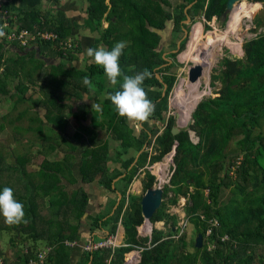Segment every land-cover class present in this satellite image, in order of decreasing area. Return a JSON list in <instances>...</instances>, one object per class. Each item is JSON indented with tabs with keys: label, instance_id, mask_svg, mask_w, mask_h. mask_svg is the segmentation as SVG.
Here are the masks:
<instances>
[{
	"label": "trees",
	"instance_id": "1",
	"mask_svg": "<svg viewBox=\"0 0 264 264\" xmlns=\"http://www.w3.org/2000/svg\"><path fill=\"white\" fill-rule=\"evenodd\" d=\"M106 1L88 0L87 24L97 32L92 51L95 53L99 46H103L113 60L112 71L107 65L99 63L84 70L69 67V61L75 57L74 51L79 52L81 48L77 45L74 51L63 50L60 41L73 37L76 44L73 25L60 11L59 15L52 16L43 13L40 8L43 0H6L3 4V9L9 12L5 17L18 29L54 31L59 34L60 41L41 42L26 49L0 42V59L6 58V71L4 77L0 78V96L17 95V103H23L26 92L30 90L25 81L37 84L42 98L29 99L35 106L44 107L46 120L63 131L62 128L66 126L70 130V117L64 113V109L70 105L64 103L81 98L83 93L95 91L96 87L92 84H95L97 75L112 76L117 82L114 89L101 84L98 86L97 95L107 94L99 115L107 119L106 131L119 143L118 159L123 158L121 152L131 150L134 154L123 160L117 171L110 173L105 162H101L108 157L110 145L97 139L95 129L98 125H95L89 129L92 133L90 145L82 152L78 171L84 183L93 182L103 172L98 183L107 193L115 196L105 215L89 216L91 232L105 229L110 235H115L121 225L125 231L124 242L115 250L82 251L76 264H124L127 254L126 263L136 259L137 264L139 254L133 251L141 254L139 264H254L263 257L260 252H264V30L261 29L264 20L257 22L253 30L257 34L255 38L233 50L242 57L225 55L220 61V71L211 76V86L216 87L220 82L221 87L215 92L216 97L204 98L194 110V123L190 129L195 132L199 142L193 143L187 130H182L177 136L172 135V128L176 124L173 116L168 118L162 132L160 128L150 125L147 119L164 121V110L168 108L169 97L177 81L172 69L177 65L176 57L184 50L188 39L182 40L184 29L190 31L191 25L201 17L205 20L206 30L200 25L196 26L188 50L181 55L182 60H188L193 52L199 55L204 49L213 47L215 31L210 23L215 18L221 20L228 0H184L177 6L180 9L178 13L168 10L172 8L170 0H110L109 4ZM255 3L264 6V1ZM191 4L192 7L186 12ZM188 16L191 24H184ZM1 19L0 24L3 23ZM103 21L109 23L108 28H103ZM166 22H172L173 31L183 36L178 39L182 40L178 52H175L178 40L172 41L169 47H160L162 36L158 31L167 28ZM259 29L262 31L257 33ZM40 56L43 59H39ZM46 58L60 62L51 66L57 78L37 83L38 74L44 71L48 63L44 60ZM29 63L33 66L28 67ZM60 74L65 76L64 79L61 77L63 80L58 78ZM157 75H160V79ZM16 76L21 81L16 87L17 93L11 95L10 78ZM206 79H201L192 87L187 85L174 104L177 106L184 99L183 93L185 97L191 88L203 90V87H207L208 75ZM185 82L186 79L182 78L176 90H181ZM203 94L205 97L209 93L203 91ZM29 111L30 107L21 113L20 118ZM132 111L142 119L143 127L138 135L128 123ZM35 113L37 115L30 118V123L42 124L38 112ZM75 118L77 122L79 116ZM40 124L27 130H36L49 143V150H55L53 136H45ZM79 124L77 126L80 127L82 124ZM46 128L50 133H57L52 127ZM238 131L241 133L236 138ZM70 136L77 140L84 137L77 130L72 131ZM66 137L62 136L61 141L70 150L76 151L77 147ZM55 141L61 144L57 139ZM231 141L236 142L233 149H230ZM176 143L172 176L168 184L164 185L166 179L159 182L164 190L163 202L151 219L153 224L163 222L165 229L154 228L151 237L140 236L138 229L144 223L142 196L158 180L148 166L169 155ZM144 147L146 149L134 164L137 154ZM5 165L12 172L4 174V178L0 177V196L16 197L17 215H12L10 226L16 227V236L20 235L22 239L27 237L26 240L32 243L15 260L17 263H8L4 259L6 264H21L36 256L41 251L37 245L40 241L53 248L45 264H72L74 249L65 242L80 240L79 229L89 204L84 190L68 192L64 183V180L70 184L78 181L73 172L75 157L67 154L60 161L45 160L41 164L42 188L32 185L36 173L26 175V159L22 157L15 166H10L0 147V173H3L2 167ZM143 170L147 172V179L143 181L144 194L129 193L130 186ZM157 170L161 171V165L157 166ZM124 174L121 179L123 188H113V180ZM9 178H17V184L24 183L25 187L30 185V194L19 196L10 187V182L8 184ZM35 190L39 191V195L51 196L48 208L42 210V205L38 202L35 204L32 196ZM225 190L230 191L226 201ZM53 191L54 195L51 194ZM117 191L123 197L111 215L118 200ZM181 197L187 200L186 217L195 229L196 238L200 234L204 236L202 249H196L195 240V250H189L184 240L186 236L180 235L178 215L169 212ZM46 213L50 215L47 217ZM213 219L218 220L219 226L213 227L212 234L207 237V231L211 228L209 220ZM72 221L76 224H72ZM147 225L148 228L146 223L141 228L145 235L152 230V224L148 222ZM4 229L13 231L9 225L3 226ZM224 236H228L229 240L222 242ZM19 241L14 238L11 243L18 246ZM209 244L214 245L212 250L208 249Z\"/></svg>",
	"mask_w": 264,
	"mask_h": 264
},
{
	"label": "rangeland",
	"instance_id": "2",
	"mask_svg": "<svg viewBox=\"0 0 264 264\" xmlns=\"http://www.w3.org/2000/svg\"><path fill=\"white\" fill-rule=\"evenodd\" d=\"M55 1L56 0H54L52 2L54 3ZM256 1H264V0H242L241 3L236 7V10H235L236 13H234V14H236V20L235 21H232L231 15H230L231 18L229 17V20L226 23L221 22V21H217V19L215 18L213 20V22L210 23V25L212 26V30L215 31V43H214L213 47H211L210 49H204L201 52V54H199V55H195L193 52L190 55V57L188 58V60H182L181 55L188 50L189 43L191 41L192 32L195 29V27L200 25L201 27H203V30H206L205 20L203 17H201V19H198V21L196 23L191 25V28H190V31H189V34L187 37L188 39L186 42V46L184 47V50L179 52V54L177 55V57H176L177 65L172 69V73L176 75L177 81H176L174 89H173V91L169 97L168 108L166 109V111L164 110V121L148 120V121L152 122L149 124H151L152 126H155L156 128H160V130L162 132L165 129V124L168 121V118L173 116L175 118V121H176L175 126L178 124L181 131L187 130L188 132H190L191 134L189 133V135H190V138H191L193 143L199 142V139L196 136V134L192 133L194 131H192L190 129V126L194 123L193 122L190 124L192 114L204 98L216 97L215 92H217L220 89L221 84H220V82H218L216 87H212L211 86V76L218 73V71H220L221 59L225 55H237L239 57H242L241 54L233 53V50L238 46H243L246 41L251 40V39L256 37L257 34L253 30L256 28L257 22L260 19L264 20V6H262L263 4H256L255 3ZM50 3L51 2L49 1L47 3H44V5H42L43 6L42 10L44 11L43 13H45V11H49L48 8L50 6L49 5ZM178 3H179V0H173V4H172L173 8H169L168 10L172 13H178L180 10L176 6ZM48 13L51 16L57 15V14L59 15V11H51L50 10ZM188 24H191V22H189ZM261 29L264 30V27H262ZM261 29H259L257 33L262 31ZM203 30H201V32H203ZM165 31H166V33H165L164 39L162 40V43H161V45L163 47H165V46L169 47V44L172 41H176L179 38L184 36V35L182 36V34L174 32L173 28H169ZM179 42H180V40H178V44H179ZM197 46H198V44H197ZM39 59H43V58H39ZM110 59H112V58L110 57ZM98 61H99V64H105L108 67H110V69H109L110 71L113 70V69H111L112 68L111 62H113V60L107 61L106 57H102ZM56 63H57V61L54 62L53 60H49V62L46 63L47 65H46V68L44 69V71H42L38 74L39 76H38L37 83L40 81H43L44 79L53 80L54 78L55 79L57 78L55 76L56 73H55L54 69H52V67H51L52 65H54ZM171 63H172V61L170 60V64ZM193 64H203L206 69L210 67V70L207 71V73H208L207 75L209 77L207 87H203L204 89L201 88L203 90H200L202 92V94H203V91L207 92L209 94L206 95L205 97H203L202 100L197 104V106L192 111L191 115L189 116L187 124L180 125L178 122V119H176L177 107L174 104V102H175L176 98L181 96L183 89H185V87L188 85V71ZM31 66H33V64L29 63L28 67H31ZM28 67L25 66V69H28ZM62 74L59 75V77H58L59 79H61V77H63V79L65 78V76ZM46 77H48V78H46ZM182 78H185L186 82H185L184 86L181 88V90H176V88H177V86H178V84ZM63 79H61V80H63ZM20 81H21V78L19 76H16L14 78L13 77L10 78L9 89L12 91L11 95L17 93L16 87L19 85ZM25 83H27V85L29 86V89H30L25 94V100H24L25 102L17 103V100H18L17 95H13V97L9 96V95L8 96H2V95L0 96V126H3L0 129V147L3 149V151H7L6 154L5 153H3V154L6 156V159H7L10 166H15L17 161H20L22 157L24 159H26L27 166H39L43 162L42 160L44 159L42 156V154H44V153H42V151H45L44 148L48 145V143L45 144V142L43 143V142H41V140L38 141V139H37L38 133L36 130H34V131L33 130H27L29 127H35L36 126V124L30 123V120H31L30 118L32 116H36L37 113H35V112L39 110V107L35 106L33 104V101L29 98H32L33 100H38L39 98H42V95H41L40 89L37 86V84H32L30 81H25ZM100 84L103 86H106V88H108V89H110L111 87L114 89V88H116L115 87L116 86V79L113 78L112 76L97 75V77H95V84L94 83L92 84L93 87H96V88H94L95 91L98 90V86ZM194 85H196V83H194ZM182 96L184 98V93ZM64 104H66V103H64ZM67 105H69V104H67ZM28 107L31 108V111H29V113L27 115H24L23 117L20 118L21 113L25 112V110L28 109ZM75 108H74V105H73L72 109H69V107H67L66 109H64V113L67 114V116L71 117L72 112H74L73 110H75ZM91 115L94 117V120H95L93 122V124L98 125L99 128L104 127V129H106L105 125L107 123V119L101 118V116L99 115V112L96 110L91 111ZM132 116H131V118H132ZM131 124H133V119L131 121ZM71 125H73V123H71ZM43 128H44L43 133L45 136H48L50 134L54 137V139H58V140L60 138H62L63 134L67 133L70 136L72 131L75 132V130H77V129H75L76 127H74V129H72V130H68V127L66 126L65 128H62L64 131L63 132V131H60L58 128L55 129V127H54V129L57 130L58 133H56L54 131L52 133H50V130H48L45 126ZM135 128H137V127H135ZM79 130L81 131V132H79L80 134L84 133V135L86 136V140H87L89 134L90 135L92 134L91 131L88 132L89 134L87 133L88 127L85 129L80 128ZM100 133H101V135L104 134L101 131H100ZM240 133H241V131H238L237 133H235L236 138H238V136H239L238 134H240ZM110 140H112V139H110ZM68 141H70V139ZM74 141H76V140H74ZM74 141H70V142L74 146H76V147L78 146L77 147L78 151L76 150L77 151L76 152L77 158H75V166H77L76 167V170H77L76 174H77L79 179H82V177L78 171L79 165L81 163V157L80 156H81L82 152L84 151L85 147L86 146L89 147V145H87L88 144L87 142H84V138L81 139V141H82L81 143L77 142V141L75 143ZM60 142H62V141H60ZM112 143H113L112 141H109L108 144L111 145ZM235 146H236V142L231 141L230 149L235 148ZM67 148H68V145L66 143L61 144V148H60L61 150H66ZM121 153H122V157H126V156H131L130 154L132 153V151L130 150L128 152H121ZM22 154H23V156H22ZM57 155L60 157L58 158L56 156V159H62L64 152H61V155H59V154H57ZM118 158H119V156H118V151H117L113 154L109 153L106 160H101V162L102 163L105 162L107 169L110 171L111 167L114 163L121 162L120 160H118ZM173 158H174L173 154L170 153V155H167L161 161L149 164V166H148L149 171L152 173V175H154V176L156 175L157 176V177L155 176L156 178H161L162 176L166 177V183H164V185L168 184L170 179H171L172 169L174 166ZM135 161H136V159H135ZM168 162H169V165L166 168V171H164L165 173L158 171V170H157L156 174L153 173V166L155 164H157V163H158V165L161 164V168H162L163 165L165 163L167 164ZM7 166L5 165L2 167L3 173H0V177L4 178V176H5L4 174L12 172L11 171L12 169H10ZM27 170H28V172L30 171V169H28V168H27ZM101 174H103V172L99 173L98 175H101ZM145 179H147V172H145L143 170L140 172V174L137 176V178L133 182V185H134L133 190L135 192H137L138 195L144 194L143 193V181ZM17 180H18L17 178H16V180H15V178H9L8 184L10 182V184H9L10 187H12V189L15 192H17V194L19 196L24 195V193L27 190H28V195H29L30 194V188H32V187L29 185L28 189L24 190L25 189L24 183L21 185L17 184ZM122 183L123 182L120 179V181H118V183H116L117 184L116 187H121ZM36 184H37V182H36ZM135 186H137V188ZM154 187L160 188L158 180H157V183L155 184ZM207 193L208 192L206 191V194ZM229 195H230V191L225 190L224 201H226L228 199ZM32 196H35L37 198L36 203L39 199L41 201L46 200V199H48V200L51 199V196L46 197L44 194L39 195V191H37V190H35V192L32 194ZM52 198H53V196H52ZM186 202H187V200L184 197H181L178 204L176 206L171 207L169 212L172 214L178 215L179 220H180L179 226L181 228L180 235L184 234L186 236V237H184V240L188 243L189 250L193 251V249L195 250L193 242L196 240V236H195L196 232H195V229L193 228V226L190 223H188V221L186 220V218H187L186 212H185ZM15 203H16V197H14V196H7V197L0 196V230H2L3 226L7 227L8 225L10 228L12 227V230H13V231H11V229L10 230L4 229L0 232V255L4 259H6L7 262L9 261L8 260V258H9L10 260L13 259L12 262L14 261L15 263H17L15 260H17V258L19 256H21L23 252H26V250L32 245V243L30 240H26L27 237H26V239H22V238H20V235L16 236L18 233L16 227H14L12 225L10 226L12 215L13 216L17 215V212H15ZM42 206H44V209L47 207L46 204H44ZM109 210H110V208H109ZM84 217H85V215L82 218H84ZM82 225L86 226L85 223ZM144 225L145 224L143 223L139 227L138 232H139L140 236L150 237L149 235L152 233L145 235L141 231V228ZM146 227L148 228V225ZM154 228L165 229L162 222H158V223L153 224L152 230ZM152 230H151V232H152ZM120 237H123L122 233H121ZM14 238L20 239L18 246H14L11 243V240ZM122 243L123 242L121 241L119 245L121 246ZM37 245H38L39 250H43V249H45L46 242L40 241L37 243ZM191 245H192V247H191ZM73 248H76V247H73ZM82 251H83V249L81 251H79V249H77L76 253L74 252V254L72 256V260H71L72 264H76L80 260V256H81L80 252H82ZM136 252L139 254V260H140V252L139 251H136ZM260 254H263V257L260 259L258 258V260L254 264H264V252H260ZM9 262H11V261H9ZM125 262H126V256H125ZM135 263H136V259L133 260V264H135ZM137 264H139V262Z\"/></svg>",
	"mask_w": 264,
	"mask_h": 264
},
{
	"label": "crops",
	"instance_id": "3",
	"mask_svg": "<svg viewBox=\"0 0 264 264\" xmlns=\"http://www.w3.org/2000/svg\"><path fill=\"white\" fill-rule=\"evenodd\" d=\"M49 1L51 2L49 4L50 6L48 8L49 11L50 10L51 11H60V12L64 13L65 16L71 21V23L73 25V34H74L73 36H74V39L76 41V45H78L81 48L79 52H76V50L74 51L75 52L74 53L75 57L72 58L69 61V63H68L70 68H75L76 70H84L90 65L99 63L98 60H100L102 57H106L107 61L108 60H112L107 55V53L105 51V48L103 46H99L95 53L92 51V47L95 44V41H96V38H97V32H94L93 28L91 27V25L87 24V17H88L87 8L89 6L88 0H56L54 3L52 2L54 0H43L42 5H44V3H47ZM109 1L110 0H107L106 3L109 4ZM183 1L184 0H179V3L176 6H178ZM170 2H171V4H173V0H170ZM42 5H41L40 8H41V11L44 12L42 10V7H43ZM172 8H173V6H172ZM49 11H45V13H48ZM108 26H109V23L106 22V21H103V28H108ZM171 28H173V24H171ZM160 47L162 48L163 46L161 45ZM41 58H43V57H41ZM44 60L48 61V62H49V60H53L54 62L57 61V60H54L52 58H46ZM59 63L60 62L57 61L56 64H59ZM116 86H117V82H116ZM105 99H106V94L97 95L96 91L91 90L89 92V94L83 93L81 98H79V97L78 98H73V100L71 102H67L66 104L70 105L69 109H72L73 105H74V108L76 107L75 110H73L74 112H72V116L70 117V120H69L70 130H72V129H74V127H76L75 129H77L78 132H81L79 130L80 128H84L85 129V128L88 127V130H87V133H88L89 129L93 128V126L96 125V124H93V122L95 120H94V117L91 115V111H95L96 110L99 113H101L102 107H103V102L105 101ZM26 111H27V109L25 110V112ZM36 112H38V115L43 120L42 124H40V123H38V124L42 125L43 127L44 126L45 127L49 126V127H52V128L55 127L54 125L50 124L46 120V117H45L46 110H45L44 107H39V110L36 111ZM75 116H79V119H77L79 122L78 121L76 122ZM131 116H132V118H131ZM132 119H133V124H131ZM141 120L142 119L137 114V112L132 111V113H131V115L129 117L128 123H129L130 128H132L134 130V133L136 135L139 134L140 130L143 127V124H142ZM148 120H151V119H147V122L152 123V122H150ZM151 121H154V120H151ZM80 122H81L82 125L79 127V125H80L79 123ZM71 123H73V125H71ZM77 123L79 124L78 126H77ZM38 124L36 126H38ZM134 126L137 127V128H135ZM56 128L57 127H55V129ZM100 131L103 132L104 134L101 135ZM95 132L98 134V138H97L98 140H101L104 143H109V141L113 142L110 145V153L111 154L117 152V150L119 148V143L114 141L111 138V135L107 133L106 129H104L102 127L99 128V126H98L95 129ZM57 133H58V131H57ZM63 136L65 137V136H69V135L63 134ZM82 136H84L83 137L84 138V142H87L88 143L87 145H90V141H91L90 140V138H91L90 134H89L87 140H86V136L84 135V133H82ZM70 137L71 136L66 137V138L68 140L70 139V141L77 140L75 138H70ZM42 138L43 137L38 134V136H37L38 141L41 140V142H43V143L45 142V144H46L47 142L44 141ZM110 139H112V140H110ZM55 140L56 139H54V137H53V144L55 145V148H56L55 150L50 151L49 150V143H48V145L44 148L45 151H42V153H44V154L41 153L43 158H44L42 160L43 162L45 160L50 161V162L60 161L67 154L68 155H72L73 157L77 158L76 152L78 150L73 152L72 150L69 149V147L66 150H61L60 149L61 148V144L64 143V142H60L62 140V138H60L59 140L57 139L58 142H60L61 144L56 143ZM74 142L76 143V141H74ZM77 142L81 143L82 141L81 140H77ZM87 147L88 146H86L85 148H87ZM145 149L146 148L144 147L143 151ZM151 150L152 149H150V152H151ZM6 152L7 151H3V153H5V154H6ZM61 152H64V155H63L62 159H56V156L58 158L60 157L57 154L61 155ZM141 152L139 154H137L136 159H137L138 155L141 154ZM133 154H134V151H132V153L130 155L132 156ZM22 156H23V154H22ZM80 157H82V154H81ZM128 157H130V156L123 157L120 161L122 162L123 160L127 159ZM121 162L114 163L112 165V167H111L110 173H113V172L117 171L121 167ZM40 165L39 166H27V167H25V171H26V175H29V174L35 175V173H36V177L33 179L32 185L38 186L39 188H42L44 181H43V178H42V176H43L42 175L43 174L42 171L43 170H42ZM156 166H158V163L155 164V166H153V171L155 172V174L157 173V167ZM76 167L77 166H74L73 172H74L75 176L77 177L78 181L75 184H70L69 182L64 180L65 185H67L66 189H67L68 192H73V190H81V189L84 190L87 193V195H88L89 204H88L87 215H85V217L82 218V224L85 223L86 226L82 225L80 227V229H79L80 240H77V241L74 240V241H76L78 243V246H76V248H73L74 249L73 252H75V253H76L77 249H79V251H81L82 250V246H84L89 241H92V240L99 241V240L107 237L110 234L108 232V230H105V229L96 230L95 232H91V230H90L91 220L89 219V216H91L92 218H95V217H98L100 215H105L107 213V211H109V208H110L109 205L111 204V200L115 199V196L113 194L107 193L105 191V189L103 187H101V185L98 183L100 178L102 177V174L98 175L96 177L95 181L90 182V183H84L82 179L78 178V176L76 174V171H77ZM27 168L30 169L29 172H28ZM124 176H125V174L122 175V176H119L116 179H114L113 188H116V185H117L116 183H118V181H120V179H122ZM157 179H158L159 182H162V181H164L166 179V177L162 176L161 178H157ZM36 182H37V184H36ZM135 187L137 188V186H135ZM120 188H123V185ZM27 189H28V186L25 187L24 190H27ZM133 189H134V185L132 183V185L130 186V189H129V193H131V194L135 193L134 195H138L137 192H135ZM25 194H28V190L24 193V195ZM51 194L54 195L55 191H53ZM119 194H121L120 191H117L116 195H117L118 199H119ZM48 196H50V195H48ZM33 199H34L35 204H37L36 203V199L37 198L34 196ZM51 201L52 200H48V199L41 201L39 199L37 202L40 205L46 204V206L48 208L50 206ZM117 202H118V200H117ZM117 202H116V204H117ZM116 204H115V206L112 209L111 215H113V213H114L113 211L115 210ZM41 209L44 210V206H41ZM46 215L48 217L50 214L46 213ZM186 220H187V218H186ZM71 223L72 224H76L75 221H72ZM162 224L164 225L163 222H162ZM146 226H147V224H146ZM121 233H122L123 237H121V239H120L119 237L121 236ZM116 234L118 235V238L120 239V242L121 241L124 242L125 231H124V228L121 225L118 227V231H117ZM46 246H48V245L46 244ZM81 253L82 252H80V254ZM8 260L12 262L13 259L10 260L8 258Z\"/></svg>",
	"mask_w": 264,
	"mask_h": 264
},
{
	"label": "built area",
	"instance_id": "4",
	"mask_svg": "<svg viewBox=\"0 0 264 264\" xmlns=\"http://www.w3.org/2000/svg\"><path fill=\"white\" fill-rule=\"evenodd\" d=\"M6 0H0V17L3 20V23L0 24V42L15 44L16 47H20L23 49L30 48L36 46L41 42H56L60 41L59 34L54 31L49 30H29V29H18L17 26H14L10 23L8 17V11L3 9V4ZM5 45V44H4ZM61 48L63 50L74 51L77 46L72 38H68L67 40L60 41ZM6 71V58L0 59V78L4 76ZM211 228L207 231V237L212 234V228L218 227V220H209ZM229 240L228 236H224L222 238V242ZM65 244L71 248L78 246L76 241H66ZM118 243V235H108L107 237L99 240V241H89L84 246H82L83 251L86 252H95L102 249H111L115 250V248L119 247ZM214 248L213 244H209L208 249L212 250ZM53 248L50 246H46L45 249L41 250L37 253L36 256L28 259L24 263L21 264H45L47 261L48 255L52 252ZM27 251V250H26ZM0 264H6L4 258L0 255Z\"/></svg>",
	"mask_w": 264,
	"mask_h": 264
},
{
	"label": "water",
	"instance_id": "5",
	"mask_svg": "<svg viewBox=\"0 0 264 264\" xmlns=\"http://www.w3.org/2000/svg\"><path fill=\"white\" fill-rule=\"evenodd\" d=\"M241 1L242 0H228V2H227V8H226L225 12L222 14L220 21L221 22H225V23L228 22L229 17L232 14V12L234 11L236 5L240 4ZM192 5L193 4L189 5L186 8L185 11L187 12V10L190 7H192ZM189 22H191V18L188 16L187 17V20L184 21V24H188ZM171 24H172V22H166L167 28L165 30L171 28L170 27ZM165 30L158 31L159 34L162 36V40L164 39V35L166 33ZM184 33L185 34H184V37H183L182 40H184L185 38L188 37L189 31L187 29H184ZM181 41L179 42L178 48H177V50L175 52H178L179 51ZM161 43H162V41H161ZM164 57H165V55H164ZM205 69L206 68H205V66L203 64H193L191 66V68L189 69V71H188V81L191 82V83H196L199 80H201V78H202V76L204 74ZM157 77L160 79V76L159 75H157ZM178 117L179 116L177 115L176 116V119H178ZM193 122H194V120H193V118H191L190 124L193 123ZM180 132H181V129L179 128L178 124L172 128V135L173 136H177ZM192 133H195V132H192ZM177 146H178V143H176L174 145V147H173V151L171 152V154H173V156H175V154H176V148H177ZM142 152H143V150H142ZM138 157H139V155H138ZM138 157H137V159H138ZM137 159H136V161H137ZM136 161H135V163H136ZM163 193H164L163 188L162 189H157L156 187H153L151 189H148L146 191V193L142 196L141 207H142V215H143V219H144V224H145L146 221H148V222H150L153 225V223L151 222V219L154 216V214L157 212V210L162 205V202H163ZM121 199H122V195L119 194V199H118V202L116 204L115 210L119 206V204L121 202ZM115 210L113 212H115ZM85 215H87V213ZM151 235L152 234H150L149 236L151 237ZM203 245H204V236L202 234H200L196 238L195 246H196V248L201 249V248H203ZM140 261H141V255H140L139 263H140ZM89 264H91V263H89ZM124 264H126V262Z\"/></svg>",
	"mask_w": 264,
	"mask_h": 264
},
{
	"label": "bare ground",
	"instance_id": "6",
	"mask_svg": "<svg viewBox=\"0 0 264 264\" xmlns=\"http://www.w3.org/2000/svg\"><path fill=\"white\" fill-rule=\"evenodd\" d=\"M239 5V4H238ZM236 5V7L238 6ZM236 7L234 9V11L232 12L231 16H232V21L236 20ZM230 16V18H231ZM210 70V67L207 68L204 71V74L202 76L203 81L207 80V71ZM188 85L190 87H192L194 85V83H191L188 81ZM202 92L200 91V89H198L197 87H193L190 89V91L187 93V95L184 97V99L176 106L177 107V115L178 117V122L180 125H185L188 122V118L191 115L192 111L195 109V107L197 106V104L202 100L203 98ZM169 162L163 165V167L161 168V172L164 173V171H166V168L168 167ZM157 189H161V188H157ZM146 224L148 223V221L145 222ZM126 264H133V262H127Z\"/></svg>",
	"mask_w": 264,
	"mask_h": 264
}]
</instances>
